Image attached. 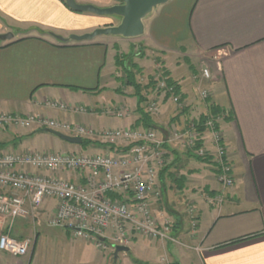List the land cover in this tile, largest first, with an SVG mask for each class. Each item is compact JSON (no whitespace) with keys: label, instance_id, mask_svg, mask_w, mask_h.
Masks as SVG:
<instances>
[{"label":"crops","instance_id":"obj_1","mask_svg":"<svg viewBox=\"0 0 264 264\" xmlns=\"http://www.w3.org/2000/svg\"><path fill=\"white\" fill-rule=\"evenodd\" d=\"M76 2L106 8L120 0ZM109 18L71 11L63 0H0V112L41 115L99 132L153 130L165 138V149L170 154L168 169L162 178L159 174L162 197L153 196L152 210L161 224H172L171 235L175 239L178 236V240L135 236L131 252L119 255L121 264L144 262L139 257L142 252L149 259L144 263L149 264H164L162 257H169L166 264H264V0H171L145 20V33L140 39L151 54V68L147 67L167 71L178 82L183 97L180 102L187 106L174 116L172 97L165 94L160 98L162 111L151 115L154 128L149 129L139 124L141 114L133 87H125L126 80L117 75L121 70L117 64L119 56L121 60L128 56L140 66L144 60L150 62L149 55L142 58L138 48H133L136 45L130 42L134 39L100 36L92 41L65 43L57 38L90 34L107 27ZM9 33L14 36L12 40L2 38ZM170 67L176 74L180 70L185 73L173 76ZM204 68L210 70V81L202 75ZM205 87L211 96L206 101L202 98L204 105L206 102L209 108L211 104L220 107L225 112L223 117L230 119H222L219 125L225 159L234 176L233 186L226 189L216 179V163L198 161L189 153L187 156L192 159H184L166 137L170 128L180 126L182 120L186 122L187 114L201 104L196 95ZM143 95L146 101L141 107L147 112L146 104L152 94ZM50 101L68 108H51L47 106ZM79 106L90 112L76 111ZM116 111L125 113L122 121H114L119 120ZM166 118L171 119L164 125ZM89 140L93 144L83 148L35 127L0 129V153L56 152L55 147L61 153L113 152L100 139ZM60 175L73 183L86 182L85 174ZM174 191L181 198L179 203L185 200L197 209L196 229L188 207H180L181 211L162 207ZM221 194L222 202L212 203ZM43 205L31 211L27 219L1 218L2 233L16 239L32 236L35 218L40 232L28 256L14 257L0 251L1 264H111L110 253L90 257L85 244H91L80 243L69 231L51 225L48 226L64 232L60 254L42 257L41 223L52 218L58 203L47 200Z\"/></svg>","mask_w":264,"mask_h":264},{"label":"built area","instance_id":"obj_2","mask_svg":"<svg viewBox=\"0 0 264 264\" xmlns=\"http://www.w3.org/2000/svg\"><path fill=\"white\" fill-rule=\"evenodd\" d=\"M202 75L211 79L210 70ZM159 86V85H158ZM161 88L177 103L181 97L163 77ZM204 100L208 91H201ZM47 106L67 109L60 102L50 101ZM81 113L90 109L79 106ZM158 103H151L147 113L156 115ZM119 118L125 117L116 111ZM223 117V116H222ZM220 117V118H222ZM215 119L211 126L219 146V181L223 188L234 184L233 168L225 159V147L220 131H215ZM56 131L71 137L100 139L113 147V152L102 155H85L69 152H6L0 153V218L27 219L31 211L38 210L45 201L58 203L51 218V226L61 227L75 239L91 242L101 251L107 250V240L112 247L128 246L135 236L148 239L170 240L173 226L161 224L152 210V198H161L159 174L165 168V142L157 139L153 130L135 128L96 131L76 124L49 119L41 115H19L0 112V129H28ZM196 149V148H195ZM203 154V147L196 150ZM63 172L85 174L86 182L73 183L63 178ZM110 195H116V198ZM221 194L212 203H221ZM193 228L198 225V212L189 209ZM110 234V235H109ZM34 243L30 239L19 240L9 233L0 234V251L14 257L29 254Z\"/></svg>","mask_w":264,"mask_h":264},{"label":"rangeland","instance_id":"obj_3","mask_svg":"<svg viewBox=\"0 0 264 264\" xmlns=\"http://www.w3.org/2000/svg\"><path fill=\"white\" fill-rule=\"evenodd\" d=\"M120 2H121V0H120ZM107 21H109L107 23L108 24L107 27L112 26V25L118 26L121 23V19L118 18V17H110L109 20H107ZM117 39H120V38H117ZM119 41H120V43H126V42H122V40H119ZM2 42H3V40L0 39V43H2ZM130 43H131V45H136V47H133V46L132 47L134 49L138 48L136 51H138L140 53V55L142 54V56H141L142 58H144L147 55H149L148 59L149 60L151 59V54L149 52H146V50H145L146 47L143 45L144 42H142V40L140 38L131 40ZM132 47H130V48H132ZM133 48H132V50H133ZM138 52H136V53H138ZM141 57H138V58H141ZM151 63H152V60H150V62L149 61L147 62V61L144 60V62H142V66L138 65L139 67H138V70L136 72V79H137L138 83H140L143 87L147 86L152 78L154 79V83L156 84L155 87H149L148 89H144L143 93L146 94L147 96L152 94V96L150 97L152 99L148 100L149 102H148V104H146V109L147 110H148V107H149V105L151 103H159V111H158V113L156 115H153V116H157V115H160V113L162 111V106H161L162 103L160 102L161 101L160 98L161 97L164 98V96L166 94L164 92V90L160 86L161 83L163 82L164 73H163L162 68H160V67L157 70H155V71L151 70L150 69L151 68L150 67ZM147 66H149L150 68H148ZM170 69L173 72V76H179L180 74H184L185 73L184 70H180L176 74L175 70H173L172 67H170ZM117 73H118L117 75L122 76L123 79L126 80L125 73L123 72V70L122 71L118 70ZM123 85L125 87L128 86L126 83L125 84L123 83ZM201 91H208L209 95L211 96L210 90L206 89V87L205 88H201L200 91L198 90V94L196 95L197 96V101H200L201 104H199L196 107H194L193 110L190 113L187 114L188 120L186 122H184V120H182V124L180 126L175 125L176 127L174 129L170 128L171 130L169 131L168 134H166V137L170 138V140L173 142L171 144V147L175 148L178 151V153H180V155H182V157H184V159H186V160L193 158V157L190 158L189 156H187L188 155L187 153L198 155V156L203 157V158L204 157L212 158V161L217 164L215 166L216 167V171H217L216 179H217L219 185L222 188L223 186H222V184L219 181V174H218V172H219V163H218L219 162V146H218V143L216 141V135L212 133L211 126H208L209 128L206 130L207 132L205 131L206 133H203V134H200V132L197 130L201 115L208 117L207 121H206L207 122L206 125H209V123L213 122V120H214L213 116H211L209 105L207 106L206 102H205L206 105H204V100L202 99ZM172 102H173V104L176 107V108L174 107V109H173V111H174L173 115L174 116H177L178 113H181L184 108L185 109L187 108L185 102L184 103L183 102L182 103L181 102H177L176 103L173 99H172ZM197 108H199V109H197ZM117 119H119V120H114V121L115 122L116 121H122V119H120V118H117ZM166 119H167V121L166 120L163 121L164 125H167L166 123H169L168 121L171 118H166ZM222 119L225 120L226 117L225 116L222 117V118L218 117L217 119H215V122L218 125H220V122H221ZM159 120H162V119L160 118ZM176 128H178V129L176 130ZM180 129H182V130H180ZM161 137L162 136L159 135V136H157V139H159L160 141H162V140L164 141L165 138L162 139ZM168 138H167V140H168ZM199 140L202 141L203 143L204 142L206 143V145H204L205 147L203 146V154L202 155L197 154V152H196L197 149H195L196 143ZM53 150H55L56 152L57 151H62L61 149H57V147H55ZM167 152H166V156H165L166 165H165V168H164L166 170L168 169L167 163H168L169 156H170V154L167 153ZM165 199H166V197H165ZM165 201H168V202H165L166 204L164 203V205L162 207L166 208V210H167V208H168V210H169V208L172 209V210L173 209L175 210V209L178 208L181 211V208L185 207L187 209V207H188V212H189V209L194 208L193 203H189L188 201L185 202V200H184L181 203H179L181 201V198H179L178 193L176 191H174V193L171 194V197H169ZM1 220L2 219L0 218V234L3 231L2 221ZM34 220H35V223H37L38 218H35ZM50 220H51L50 218H47L46 222L44 221V222L41 223V224H43L42 225V229H41V235H40L41 236V238H40L41 239V245H42L41 246L42 257H56L55 256L56 253L60 254L61 246L59 245V243H60V241L62 239L61 237H62V234L64 232L63 233L62 232H58V230L56 228H51L50 226H48V225H51V221ZM35 223H33V225L31 226V228L33 227L32 228V236H31L32 238L31 237L28 238V239L31 240L32 243L34 242L35 236L38 233H40L39 232V227ZM180 231L182 232L183 230L180 229ZM177 238H178V236H176V239ZM134 239L135 238L132 239V242H133ZM139 239H141V238H139ZM147 240H151V239L147 238ZM77 241H79L80 243L85 242L82 239H77ZM179 241H181V239ZM107 242H108V245H107L108 248H107V250H105L103 252L99 251L96 248V245H94L93 243L85 242V243H89V244L92 245V246H90L88 244H85V246L87 245L86 247H88L87 250H88V253L90 254V257H101L102 255H107L108 253H110L111 254V264H117V263L121 264V262L119 260H117V261L114 260V256L113 255L115 253V249L111 248L112 247V243H113L112 238L107 240ZM156 242H160V241H156ZM161 242H163V241H161ZM166 242L167 241H164V243H166ZM170 244H172V243H170ZM131 246H132V244L130 243V244H128L127 247L130 248ZM170 246H171L170 248H172V245H170ZM55 249H57L58 252H56ZM142 254L143 255L139 254L140 259L142 261H144V262H149L148 261L149 259H148V257H146V254H144L143 252H142ZM131 255L133 256V253ZM174 257L176 258V257H178V255H174ZM7 258H9V257H7ZM162 258H163L162 260L165 261L164 264H166L168 262V260H170V259H168L169 257H162ZM0 264H1V262H0Z\"/></svg>","mask_w":264,"mask_h":264},{"label":"water","instance_id":"obj_4","mask_svg":"<svg viewBox=\"0 0 264 264\" xmlns=\"http://www.w3.org/2000/svg\"><path fill=\"white\" fill-rule=\"evenodd\" d=\"M67 7L77 13H88L100 17H118L121 23L118 26L98 28L90 34L81 36L73 35L69 39L57 37L62 42L75 41L78 43L92 41L100 36H116L126 39H137L145 33V20L160 6L171 0H121L117 5L100 8L91 4H79L76 0H64ZM5 40H12L13 34L9 33L2 36ZM59 139L73 145H82L80 137H71L60 132L51 131ZM130 248L127 246L115 247L114 260L117 261L121 253H128Z\"/></svg>","mask_w":264,"mask_h":264},{"label":"trees","instance_id":"obj_5","mask_svg":"<svg viewBox=\"0 0 264 264\" xmlns=\"http://www.w3.org/2000/svg\"><path fill=\"white\" fill-rule=\"evenodd\" d=\"M63 2L65 3L64 0H63ZM117 64H118L119 68H121V70H123V72L125 73L126 84L128 86L133 87V89L135 91V96L138 98V111L141 114V119L139 120V124H141V126L147 128V129L154 128V124H153L151 115L148 114L144 110V108L141 107V105L146 101V98L143 95V91H144V89H148L149 87H155L156 84L154 83V79L152 78L150 80L149 84L147 86L143 87L140 83H138V81L136 79V72H137L139 66L136 63H133L130 60V57L127 56V57H125L124 60L123 59L121 60V57L119 56L118 59H117ZM164 76L167 78L168 85L175 87L176 94L178 96H180L181 100H182L183 97L181 96L180 87L177 84V82H175L174 80H172L169 77L167 71L164 72ZM167 96H170V95H167ZM210 113H211V116H213V119H217L218 117L220 118V117H222L225 114L223 109H221L220 107H218V106H216L214 104L210 105ZM207 118L208 117H206V116H202L200 118L198 129H197L200 132V134H203L207 130V126H206ZM225 120H230V119H229V117H227ZM219 130H220L219 125L217 123H215V131L219 132ZM91 144H93L92 141L87 140V139H83V143H82L81 146L83 148H86V147L90 146ZM95 144H97V143H95ZM164 147H165V145H164ZM202 147H203V142L199 140L196 143V147L195 148L196 149H201ZM111 150H114V148L111 147ZM191 156L194 157L196 160L202 161V162H205V163H209V162L212 161V158H208V157H204L203 158V157H200V156L194 155V154H192ZM165 172H166V169H163L161 171L160 178H162V176H164ZM110 196L113 197V198H116V195H110ZM136 264H149V263L136 261ZM173 264H179V263L178 262H174Z\"/></svg>","mask_w":264,"mask_h":264}]
</instances>
